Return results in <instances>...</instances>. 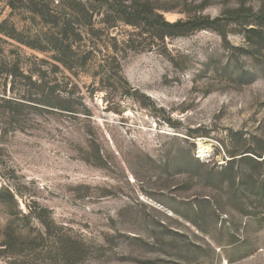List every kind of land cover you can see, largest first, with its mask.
<instances>
[{
  "label": "rangeland",
  "instance_id": "rangeland-1",
  "mask_svg": "<svg viewBox=\"0 0 264 264\" xmlns=\"http://www.w3.org/2000/svg\"><path fill=\"white\" fill-rule=\"evenodd\" d=\"M0 264H264V0H0Z\"/></svg>",
  "mask_w": 264,
  "mask_h": 264
},
{
  "label": "trees",
  "instance_id": "trees-1",
  "mask_svg": "<svg viewBox=\"0 0 264 264\" xmlns=\"http://www.w3.org/2000/svg\"><path fill=\"white\" fill-rule=\"evenodd\" d=\"M158 18H159V20H161V23L163 25H166V26H169V27H176V26L180 25L179 21H177V22H169V21L164 20L160 15H158Z\"/></svg>",
  "mask_w": 264,
  "mask_h": 264
},
{
  "label": "bare ground",
  "instance_id": "bare-ground-1",
  "mask_svg": "<svg viewBox=\"0 0 264 264\" xmlns=\"http://www.w3.org/2000/svg\"><path fill=\"white\" fill-rule=\"evenodd\" d=\"M200 148H201V150H202V149H204V146H203V145H200Z\"/></svg>",
  "mask_w": 264,
  "mask_h": 264
}]
</instances>
